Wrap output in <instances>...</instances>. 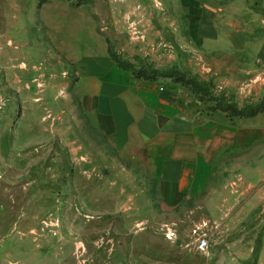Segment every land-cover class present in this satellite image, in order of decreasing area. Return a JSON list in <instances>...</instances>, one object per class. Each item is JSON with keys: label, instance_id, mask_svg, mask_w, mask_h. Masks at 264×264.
Returning <instances> with one entry per match:
<instances>
[{"label": "rangeland", "instance_id": "obj_1", "mask_svg": "<svg viewBox=\"0 0 264 264\" xmlns=\"http://www.w3.org/2000/svg\"><path fill=\"white\" fill-rule=\"evenodd\" d=\"M103 58L184 90L209 165L174 203L84 107ZM229 106L264 110V0H0V264H264V113Z\"/></svg>", "mask_w": 264, "mask_h": 264}, {"label": "crops", "instance_id": "obj_2", "mask_svg": "<svg viewBox=\"0 0 264 264\" xmlns=\"http://www.w3.org/2000/svg\"><path fill=\"white\" fill-rule=\"evenodd\" d=\"M77 87L101 133L120 149L146 150L161 166V188L177 194L167 203L182 197L199 166L209 165L181 87L136 79L106 58L86 62Z\"/></svg>", "mask_w": 264, "mask_h": 264}, {"label": "trees", "instance_id": "obj_3", "mask_svg": "<svg viewBox=\"0 0 264 264\" xmlns=\"http://www.w3.org/2000/svg\"><path fill=\"white\" fill-rule=\"evenodd\" d=\"M112 60L115 61L114 58H112ZM118 66L120 68L124 69V70H127V69H125L124 67H122L120 65H118ZM133 75H134V73H133ZM134 77L136 79H139V80H145V81H151V82L159 81V79H153V80L152 79H146L145 77H141L139 75H134ZM175 83H177V84L180 83L184 87H190L191 86L193 88V91L196 94H198V92H200L202 94L206 93V90L200 89V87L197 84H194L193 82H185L184 80L179 79ZM215 109H216V111H220L222 113L227 114L230 118H244V117H246V118H254V117H257L258 115H260L261 113H264V110L263 111L256 110V111H251L248 115H245L242 111H239V110L233 108L232 106H229L227 109H222L220 107H218V108L216 107Z\"/></svg>", "mask_w": 264, "mask_h": 264}, {"label": "built area", "instance_id": "obj_4", "mask_svg": "<svg viewBox=\"0 0 264 264\" xmlns=\"http://www.w3.org/2000/svg\"><path fill=\"white\" fill-rule=\"evenodd\" d=\"M206 228V225H202L194 230V246L196 250L203 255H208L211 249L210 238L204 231Z\"/></svg>", "mask_w": 264, "mask_h": 264}]
</instances>
